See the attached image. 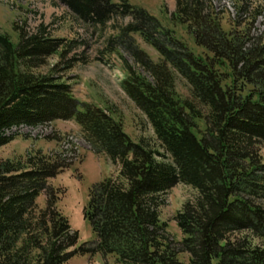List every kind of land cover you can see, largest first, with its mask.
<instances>
[{"label": "trees", "instance_id": "16d2710c", "mask_svg": "<svg viewBox=\"0 0 264 264\" xmlns=\"http://www.w3.org/2000/svg\"><path fill=\"white\" fill-rule=\"evenodd\" d=\"M59 1L93 26L131 18L103 53L120 58L122 88L146 115L158 148L135 141L109 110L76 98L58 75L60 63L39 71L54 55L65 59L76 42L52 37L44 24L30 32L15 23L16 42L0 33V147L20 126L72 120L94 152L119 165L117 174L91 187L84 208L97 240L70 250L79 234L57 206L63 191L50 181L70 160L42 151L25 160L0 156V264H66L87 252L112 255L120 264H183V252L190 264H264V204L257 202L264 199V43L250 31L225 30L203 0H177L172 19L187 26L205 56L127 0ZM246 14L242 7L238 25ZM137 36L156 50L158 61ZM176 75L188 82L192 99L179 96ZM248 84L256 86L247 92ZM197 119L206 123L201 135ZM178 183L197 192L174 217L180 240L160 210ZM42 194L44 206L37 201Z\"/></svg>", "mask_w": 264, "mask_h": 264}, {"label": "rangeland", "instance_id": "374dc122", "mask_svg": "<svg viewBox=\"0 0 264 264\" xmlns=\"http://www.w3.org/2000/svg\"><path fill=\"white\" fill-rule=\"evenodd\" d=\"M121 0H114L115 3ZM131 5L141 7L157 17L165 28L175 32L178 39L201 56L208 52L198 47L186 25L176 24L172 16L177 10V0H127ZM218 14L222 27L227 31L240 33L250 31V36L256 42L264 43V0H203ZM246 8L244 23L237 24L239 12ZM254 16L256 18H254ZM131 18H117L105 26H93L76 19L67 6L59 0H0V33L10 35L17 41L13 25L26 26L30 32L44 24L52 37L76 42V47L65 59L54 55L48 61V66L39 71L49 72L60 63L58 75L73 86V93L81 101L95 103L107 110L123 123L125 131L135 140H145L158 148L154 130L146 115L123 90L121 82L126 71L120 58L113 54H104L108 41L117 35V27L127 25ZM243 22V21H242ZM138 43L154 61L159 60V54L142 38L137 36ZM129 63L133 59L120 50ZM76 60L71 65V60ZM71 65V68H68ZM142 69L141 67H136ZM227 69V68H226ZM256 84H248L247 92ZM176 90L181 98L192 99L188 82L176 75ZM200 105V104H199ZM201 106V105H200ZM199 106V107H200ZM203 107V106H201ZM197 130L201 135L205 130L204 119H197ZM19 135L6 145L0 147V156L11 160L22 159L37 151L49 154H61L70 160V167L65 169L50 181L55 187H60L63 193L57 203L58 208L66 215L79 234L73 250L83 243L92 245L96 234L90 222L84 216V208L89 200L91 187L112 174H117L119 165L114 164L105 154L92 150L84 138L77 123L72 120H56L38 126H20L14 129ZM162 150V149H160ZM259 154L264 164V140L259 144ZM196 190L187 184L178 183L164 195V204L160 207L162 220L167 221L171 235L180 240L182 231L174 217L188 200H193ZM40 206L46 203L45 194L37 199ZM264 204V199H258ZM183 264H190L189 254H179ZM66 264H120L114 256H104L101 253H76Z\"/></svg>", "mask_w": 264, "mask_h": 264}]
</instances>
